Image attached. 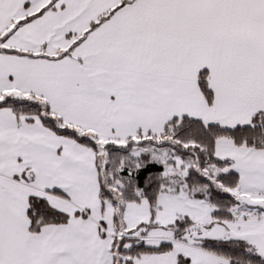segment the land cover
Segmentation results:
<instances>
[{
  "label": "snow or ice",
  "instance_id": "1",
  "mask_svg": "<svg viewBox=\"0 0 264 264\" xmlns=\"http://www.w3.org/2000/svg\"><path fill=\"white\" fill-rule=\"evenodd\" d=\"M0 264H264V0H0Z\"/></svg>",
  "mask_w": 264,
  "mask_h": 264
}]
</instances>
